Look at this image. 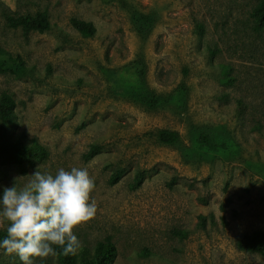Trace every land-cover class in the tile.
I'll return each mask as SVG.
<instances>
[{"label":"rangeland","instance_id":"374dc122","mask_svg":"<svg viewBox=\"0 0 264 264\" xmlns=\"http://www.w3.org/2000/svg\"><path fill=\"white\" fill-rule=\"evenodd\" d=\"M0 1L18 13L45 10L51 22L23 34L0 14V47L26 67L7 62L0 72L16 113L13 126H0V195L35 171L87 168L97 213L74 234L87 247L109 236L112 264H264V255L236 244L243 233L264 231V27L251 15L263 0ZM131 8L155 18L144 38ZM71 17L91 21L95 34L82 36ZM135 60L152 89L173 95L169 103L131 101L126 91L137 77L123 68ZM161 130L178 139L161 142ZM201 134L221 146H201ZM17 139H35L46 155L20 164ZM92 144L99 150L85 161ZM137 173L143 180L134 189ZM0 264L22 262L0 249Z\"/></svg>","mask_w":264,"mask_h":264},{"label":"clouds","instance_id":"9594fccd","mask_svg":"<svg viewBox=\"0 0 264 264\" xmlns=\"http://www.w3.org/2000/svg\"><path fill=\"white\" fill-rule=\"evenodd\" d=\"M94 178L87 168H60L55 175L35 171L23 186L4 188L0 195V224L9 222L0 249L15 254L22 264H35L64 255H75L82 242L74 229L92 220L97 203L92 198Z\"/></svg>","mask_w":264,"mask_h":264},{"label":"trees","instance_id":"16d2710c","mask_svg":"<svg viewBox=\"0 0 264 264\" xmlns=\"http://www.w3.org/2000/svg\"><path fill=\"white\" fill-rule=\"evenodd\" d=\"M0 14L3 16L7 27L18 29L23 34L30 32L42 33L51 28V22L45 10H36L34 13H18L0 1ZM251 15L257 29L264 27V0L253 8ZM130 19L137 34L142 38L149 34L155 20L153 14L143 13L133 8L130 9ZM70 24L84 37H92L95 34L96 28L91 21L71 17ZM198 28L201 29V25H198ZM0 55L5 59L4 61H0V72L4 70L5 63L7 62L19 72L26 68L20 54H9L0 47ZM127 68L134 69V74L137 77L135 87L131 86L126 91L131 101L149 108H155L162 103H169L172 100L173 95L158 93L147 84L145 79L146 68L142 61L135 60L130 66H126L123 69ZM106 74L107 76H114L117 72L116 70L107 69ZM180 86L184 88V83L180 84ZM239 106H241V102H239ZM15 123V99L11 92L2 89L0 90V126L9 127ZM158 137L161 142L171 143L178 139V134L172 131L161 130ZM15 141V159L20 164L24 161L32 162L42 159L46 155L45 148L35 139L29 144L24 143L21 139ZM197 141L201 146L208 149H215L221 146L214 142L212 136L209 134L199 135ZM98 150L99 146L97 144L90 145L89 150L83 155V159L85 161L91 159L97 154ZM118 179L119 172L115 171L110 176L109 184L116 183ZM142 180V173H137L134 176L131 187L134 189L138 188ZM200 218V222L204 224L205 217ZM6 236L7 232L0 230V241ZM236 244L240 250L257 252L264 255V231L254 230L249 233H243L237 237ZM56 250L59 253L57 257L60 264H112L116 257V246L109 236L96 241L92 247L82 246L75 255H64L61 249L57 248Z\"/></svg>","mask_w":264,"mask_h":264},{"label":"crops","instance_id":"0c3cea01","mask_svg":"<svg viewBox=\"0 0 264 264\" xmlns=\"http://www.w3.org/2000/svg\"><path fill=\"white\" fill-rule=\"evenodd\" d=\"M7 5H11L14 3L15 0H3Z\"/></svg>","mask_w":264,"mask_h":264}]
</instances>
